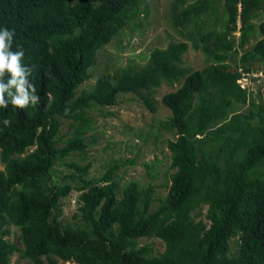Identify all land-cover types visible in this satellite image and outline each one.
I'll use <instances>...</instances> for the list:
<instances>
[{
    "label": "trees",
    "instance_id": "trees-1",
    "mask_svg": "<svg viewBox=\"0 0 264 264\" xmlns=\"http://www.w3.org/2000/svg\"><path fill=\"white\" fill-rule=\"evenodd\" d=\"M212 1L174 2L177 26L197 21L196 48L212 62L204 69L182 66L190 48L184 42L153 52L144 67L103 74L78 96L98 51L137 19L144 0H0V28L15 30L12 50L24 51L40 98L35 106L0 108V264H11L15 252L32 264H264V104L239 83L254 62L264 63V22L261 39L240 59L243 71L226 64L236 47L232 34L240 31L239 46L247 45L264 0H225L220 32L198 22ZM164 82L183 83L162 101L172 116L161 128L176 133L166 197L136 180L120 187L119 164L89 177L90 164L67 161L86 153L91 109L134 95L154 113ZM67 120L74 133L64 140ZM60 162L76 169L62 182L55 180ZM73 191L79 207L70 224L64 204ZM143 238L162 240L165 251L155 255L139 244Z\"/></svg>",
    "mask_w": 264,
    "mask_h": 264
},
{
    "label": "rangeland",
    "instance_id": "rangeland-1",
    "mask_svg": "<svg viewBox=\"0 0 264 264\" xmlns=\"http://www.w3.org/2000/svg\"><path fill=\"white\" fill-rule=\"evenodd\" d=\"M175 0H144L139 7V16L133 20L121 34L97 53V64L91 69L92 77L82 84L78 90V96L84 91L93 90L97 79L103 74L114 75L130 63L144 67L153 52L166 51L171 45L187 42L189 50L183 56V67L191 70H202L209 65L211 60L207 59L204 51L196 48L200 43L193 30L197 27V21H189L177 26L174 12ZM187 3H190L187 2ZM224 5L225 0H213L212 9L207 17L198 20L200 25L205 23L204 31L215 28L220 32L224 30ZM184 5L180 6L183 9ZM264 7V6H263ZM148 9V14L144 11ZM264 22V8L259 17L254 20L256 31L251 35L246 46H239L240 31L232 34L236 47L229 54L227 65L235 69H243L240 59L248 51L252 50L257 41L262 37L259 32L260 24ZM241 25V24H240ZM253 73L244 74L239 82L243 88L254 94L258 101L264 104V63L256 61L252 64ZM183 83L175 86L164 84L157 88L154 95V104L157 111L152 113L134 95H121L118 104L113 108L91 109L89 112L93 120V127L86 133L88 144L86 153L75 152L68 157V162H76L80 165L90 164L89 177L102 176L110 166L121 165L116 170L115 178L119 186L123 187L126 182L136 180L141 186L153 185L157 191V198L166 197L171 172V150L169 142L174 140L176 133L162 129L163 124L170 119L172 111L163 104V98L178 90ZM248 107L242 112L247 113ZM74 129L71 121H64L62 137L67 140L73 136ZM62 145L65 144L61 143ZM5 169V164L0 157V171ZM55 180L62 182L64 175L76 171L69 163L60 162L55 167ZM79 193L73 191L65 200L64 216L65 223L77 221L75 215L78 213ZM157 204V203H156ZM238 238L231 241V255L239 252ZM140 245H150L155 255L165 251V243L160 239L139 240ZM19 248L23 246L19 243ZM11 264H32L23 259L20 252H15L11 257ZM59 264H76L75 262L59 261Z\"/></svg>",
    "mask_w": 264,
    "mask_h": 264
},
{
    "label": "clouds",
    "instance_id": "clouds-1",
    "mask_svg": "<svg viewBox=\"0 0 264 264\" xmlns=\"http://www.w3.org/2000/svg\"><path fill=\"white\" fill-rule=\"evenodd\" d=\"M14 32V29L0 28V108L4 109L9 104L27 108L40 100L35 85L29 80L32 69L23 64L24 51L12 50ZM10 123L9 119L4 120L5 126Z\"/></svg>",
    "mask_w": 264,
    "mask_h": 264
}]
</instances>
